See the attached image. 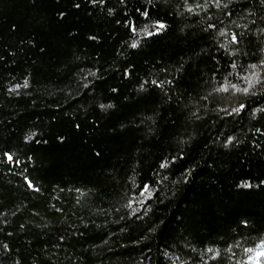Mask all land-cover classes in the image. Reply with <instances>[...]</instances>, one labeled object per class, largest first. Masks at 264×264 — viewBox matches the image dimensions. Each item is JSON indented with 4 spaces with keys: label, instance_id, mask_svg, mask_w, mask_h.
<instances>
[{
    "label": "trees",
    "instance_id": "obj_1",
    "mask_svg": "<svg viewBox=\"0 0 264 264\" xmlns=\"http://www.w3.org/2000/svg\"><path fill=\"white\" fill-rule=\"evenodd\" d=\"M261 253L264 0H0V264Z\"/></svg>",
    "mask_w": 264,
    "mask_h": 264
},
{
    "label": "snow or ice",
    "instance_id": "obj_2",
    "mask_svg": "<svg viewBox=\"0 0 264 264\" xmlns=\"http://www.w3.org/2000/svg\"><path fill=\"white\" fill-rule=\"evenodd\" d=\"M77 7H78V5H77ZM145 15H147V13H145ZM159 27H160V28H163V27H165V25L160 24ZM151 34H152V33H149V35H151ZM232 39H233L234 42H238V41H237V36H236V35H233ZM135 46H136V45L133 44V47H135ZM245 91H247V89H245ZM243 107H244V105H241V108H243ZM234 111H238V109H234ZM8 158H9V160L12 159L11 156H9ZM246 186H248V185H246ZM261 255H264V253H261Z\"/></svg>",
    "mask_w": 264,
    "mask_h": 264
},
{
    "label": "rangeland",
    "instance_id": "obj_3",
    "mask_svg": "<svg viewBox=\"0 0 264 264\" xmlns=\"http://www.w3.org/2000/svg\"><path fill=\"white\" fill-rule=\"evenodd\" d=\"M262 256L261 254L258 255V258ZM254 264H260L258 261H255Z\"/></svg>",
    "mask_w": 264,
    "mask_h": 264
}]
</instances>
